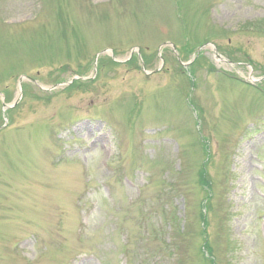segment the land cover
I'll return each instance as SVG.
<instances>
[{"label":"rangeland","instance_id":"1","mask_svg":"<svg viewBox=\"0 0 264 264\" xmlns=\"http://www.w3.org/2000/svg\"><path fill=\"white\" fill-rule=\"evenodd\" d=\"M0 264H264V0H0Z\"/></svg>","mask_w":264,"mask_h":264}]
</instances>
